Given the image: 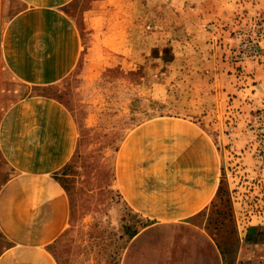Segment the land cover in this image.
<instances>
[{
    "label": "rangeland",
    "instance_id": "1",
    "mask_svg": "<svg viewBox=\"0 0 264 264\" xmlns=\"http://www.w3.org/2000/svg\"><path fill=\"white\" fill-rule=\"evenodd\" d=\"M8 4L0 0V34ZM68 11L83 56L47 90L79 130L59 175L74 218L49 249L57 264H118L144 221L114 188L115 151L132 128L159 118L199 123L217 148L220 186L195 222L226 264L264 255V0H75ZM2 72L0 62V115L20 93ZM5 173L0 160V178ZM113 207L119 227L111 225Z\"/></svg>",
    "mask_w": 264,
    "mask_h": 264
},
{
    "label": "crops",
    "instance_id": "2",
    "mask_svg": "<svg viewBox=\"0 0 264 264\" xmlns=\"http://www.w3.org/2000/svg\"><path fill=\"white\" fill-rule=\"evenodd\" d=\"M8 1L2 79L20 93L0 115L7 172L0 178V264H57L49 249L74 218L59 175L73 159L79 130L47 90L77 68L83 42L68 11L75 0ZM220 166L214 143L192 120L151 119L127 132L115 151L114 188L144 223L125 239L118 264H226L217 242L195 222L215 199ZM233 264H264V255L238 254Z\"/></svg>",
    "mask_w": 264,
    "mask_h": 264
},
{
    "label": "clouds",
    "instance_id": "3",
    "mask_svg": "<svg viewBox=\"0 0 264 264\" xmlns=\"http://www.w3.org/2000/svg\"><path fill=\"white\" fill-rule=\"evenodd\" d=\"M121 213L119 211V209L113 207L112 209H110V216L112 217L111 219V225L113 227H119V217H120ZM108 218L105 217L104 220L106 221Z\"/></svg>",
    "mask_w": 264,
    "mask_h": 264
},
{
    "label": "trees",
    "instance_id": "4",
    "mask_svg": "<svg viewBox=\"0 0 264 264\" xmlns=\"http://www.w3.org/2000/svg\"><path fill=\"white\" fill-rule=\"evenodd\" d=\"M66 189V188H65Z\"/></svg>",
    "mask_w": 264,
    "mask_h": 264
}]
</instances>
